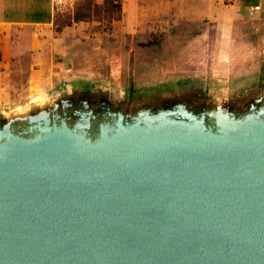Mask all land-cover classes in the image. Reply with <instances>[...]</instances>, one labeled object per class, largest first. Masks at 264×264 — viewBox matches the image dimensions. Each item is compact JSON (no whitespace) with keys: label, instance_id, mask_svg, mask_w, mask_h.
Listing matches in <instances>:
<instances>
[{"label":"water","instance_id":"95a60500","mask_svg":"<svg viewBox=\"0 0 264 264\" xmlns=\"http://www.w3.org/2000/svg\"><path fill=\"white\" fill-rule=\"evenodd\" d=\"M8 115L0 264H264V91L242 111L70 96Z\"/></svg>","mask_w":264,"mask_h":264},{"label":"rangeland","instance_id":"374dc122","mask_svg":"<svg viewBox=\"0 0 264 264\" xmlns=\"http://www.w3.org/2000/svg\"><path fill=\"white\" fill-rule=\"evenodd\" d=\"M256 5L57 0L50 25L0 26V114L82 92L130 103L119 110L126 114L178 100L242 111L264 91V20Z\"/></svg>","mask_w":264,"mask_h":264},{"label":"crops","instance_id":"0c3cea01","mask_svg":"<svg viewBox=\"0 0 264 264\" xmlns=\"http://www.w3.org/2000/svg\"><path fill=\"white\" fill-rule=\"evenodd\" d=\"M175 1L186 3L188 0ZM240 1L258 3L255 7H259V15L264 20V0ZM56 2V0H0V26L34 29L50 25L54 20Z\"/></svg>","mask_w":264,"mask_h":264},{"label":"flooded vegetation","instance_id":"af4514ba","mask_svg":"<svg viewBox=\"0 0 264 264\" xmlns=\"http://www.w3.org/2000/svg\"><path fill=\"white\" fill-rule=\"evenodd\" d=\"M73 98H74V105L75 106H77L79 99H81L80 101L88 102L89 105L93 109H96L98 107H102L103 105L110 107L114 111L127 110V109L132 108V106L129 105L130 103L123 104V103H120V102H114L107 95H105L103 93H93V92L75 93ZM185 103L189 107L194 106V105L189 104L187 101H185ZM196 103H197V101H195V104ZM160 105H161V107H166V104L164 105V103L159 104L158 107ZM3 122H4V120L2 119V123Z\"/></svg>","mask_w":264,"mask_h":264},{"label":"built area","instance_id":"2783aa9c","mask_svg":"<svg viewBox=\"0 0 264 264\" xmlns=\"http://www.w3.org/2000/svg\"><path fill=\"white\" fill-rule=\"evenodd\" d=\"M57 1V0H56ZM256 9H259V7H255Z\"/></svg>","mask_w":264,"mask_h":264},{"label":"trees","instance_id":"16d2710c","mask_svg":"<svg viewBox=\"0 0 264 264\" xmlns=\"http://www.w3.org/2000/svg\"><path fill=\"white\" fill-rule=\"evenodd\" d=\"M254 2V1H253Z\"/></svg>","mask_w":264,"mask_h":264}]
</instances>
